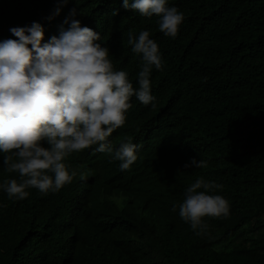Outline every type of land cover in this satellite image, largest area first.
Here are the masks:
<instances>
[{"label":"trees","instance_id":"trees-1","mask_svg":"<svg viewBox=\"0 0 264 264\" xmlns=\"http://www.w3.org/2000/svg\"><path fill=\"white\" fill-rule=\"evenodd\" d=\"M166 6L183 14L174 39L159 31L155 15L126 10L123 0H0V42L18 39L11 28L37 22L43 45L76 9L74 18L99 33L114 70L134 88L142 60L127 44L129 32L149 31L163 61L150 75L156 107L133 96L125 124L107 138L114 150L138 145L137 160L122 171L108 153L90 154L94 204L51 191L37 201L26 189L25 199L11 202L14 216L0 211V264H264V0ZM3 156L0 191L6 179L19 181ZM193 158L207 166L186 168ZM199 178L223 186L213 194L229 202V215L204 217L207 228L197 235L178 206ZM32 206L64 214L66 233L44 241L24 213Z\"/></svg>","mask_w":264,"mask_h":264},{"label":"clouds","instance_id":"clouds-1","mask_svg":"<svg viewBox=\"0 0 264 264\" xmlns=\"http://www.w3.org/2000/svg\"><path fill=\"white\" fill-rule=\"evenodd\" d=\"M123 7L142 17L155 15L159 31L173 39L183 21V14L166 6V0H123ZM76 14L72 9L63 22L68 27L61 26L59 36L43 45L44 29L37 22L11 28L18 39L0 42V153L5 171L19 174V181L6 179L0 191V211L7 216L15 215L11 202L25 199L30 188L37 201L44 202L51 191L71 203L94 204L97 188L90 154L106 152L120 170H128L139 146L128 141L114 150L107 138L125 124L133 96L156 107L150 75L153 68L162 70L163 61L149 31L128 34L127 44L142 60L134 88L125 71L114 70L109 49L97 43L99 33L82 27ZM189 166L207 164L193 158ZM222 187L203 178L186 187L179 215L197 235L207 228L204 217L229 215V202L213 194ZM69 189L75 190L74 197ZM24 213L44 241L66 233L64 214L54 216L42 206Z\"/></svg>","mask_w":264,"mask_h":264}]
</instances>
